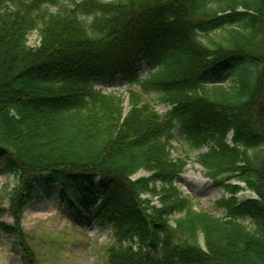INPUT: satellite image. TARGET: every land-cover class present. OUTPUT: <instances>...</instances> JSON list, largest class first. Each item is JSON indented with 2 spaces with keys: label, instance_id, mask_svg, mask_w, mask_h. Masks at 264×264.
<instances>
[{
  "label": "trees",
  "instance_id": "16d2710c",
  "mask_svg": "<svg viewBox=\"0 0 264 264\" xmlns=\"http://www.w3.org/2000/svg\"><path fill=\"white\" fill-rule=\"evenodd\" d=\"M63 1L0 0V174L17 180L0 232L38 262L22 222L57 184L110 228L106 264H264V0ZM190 163L230 196L222 217L178 191Z\"/></svg>",
  "mask_w": 264,
  "mask_h": 264
},
{
  "label": "rangeland",
  "instance_id": "374dc122",
  "mask_svg": "<svg viewBox=\"0 0 264 264\" xmlns=\"http://www.w3.org/2000/svg\"><path fill=\"white\" fill-rule=\"evenodd\" d=\"M81 1L83 0H64L63 2L65 5H70ZM51 10L55 11V8ZM38 44V33L33 32L29 37V46L35 47ZM149 72V69L143 67L141 76L144 78ZM96 88L103 89L106 93L116 91L127 97V88L122 85L116 88L97 85ZM144 94L153 100L160 114L163 115L170 109L158 103L156 94ZM174 135V156L189 155L194 159L197 153L189 149L185 137L178 131H175ZM148 176L147 172L141 171L135 179ZM16 185L17 180L13 176L0 174V202L5 207H8L9 193ZM176 187L183 196L193 200L199 210H208L216 216H223V212L216 209L215 203L223 197L230 196L205 177L201 166L190 163L186 172L176 181ZM238 197L245 200L255 196L246 190ZM153 204L158 205L159 201L155 199ZM178 218L180 215L175 216V219ZM2 221L13 224V219L8 215ZM22 224L29 236L30 245L40 257L38 262L33 261L31 264H106L105 250L114 244L110 228L100 230L85 220L82 223L78 222L76 216L61 202L57 184L42 185L40 198L28 206ZM26 257L18 239L0 232V264H29Z\"/></svg>",
  "mask_w": 264,
  "mask_h": 264
}]
</instances>
